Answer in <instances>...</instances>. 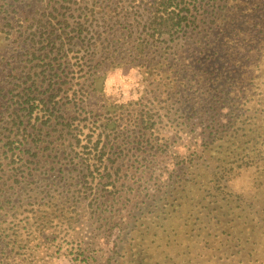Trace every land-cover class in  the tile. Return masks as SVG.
<instances>
[{"label": "trees", "instance_id": "obj_1", "mask_svg": "<svg viewBox=\"0 0 264 264\" xmlns=\"http://www.w3.org/2000/svg\"><path fill=\"white\" fill-rule=\"evenodd\" d=\"M62 1L79 6L74 24L70 19L58 21L57 25L52 21L45 23L43 19H35L38 26L31 36L39 37V49L49 47L57 55L71 50L65 49L67 43L74 44L75 39L80 41L82 47L74 55L78 65L76 72L80 76L72 74L70 80L74 81V86L82 85L79 89L82 93L88 94L90 88L97 90L95 82L103 81L104 71L131 65L144 80L156 76L157 82L166 85L165 91L158 87L160 95L165 94L166 98L155 97V101H172V108L176 106V112H183L189 120L204 112L196 95L198 87L205 85L202 82L205 81L208 86L212 84L211 75H219L220 79L233 74V89L227 99L212 102L207 109L212 110L216 105L213 110L218 116L212 121L214 126L207 133V138L196 140L201 149L186 158L178 154L174 156L181 159V168L177 170L180 164L177 159L171 162L173 167L167 170L168 175L164 179L170 183L137 217L138 223L132 228V232L136 233L130 244L126 242L120 257L122 264H262L264 256H247L249 259L245 260L247 254L259 253L250 248L251 244L247 245L248 233H239L241 238H245L244 243L235 237L232 228L241 214L256 217L258 223L264 214V83H259V80L264 82V68H259L260 63L264 64V43L262 45L260 39L258 46L251 47L257 60L248 67L247 57L240 58L248 48V39L244 36L247 31L242 26L238 40L234 41L232 32L235 29L233 31L231 27L237 17L246 13L248 5L262 0H104L100 8L95 6L96 0ZM244 5H247L246 11L241 10ZM71 7L68 5L64 9L70 10ZM258 14H263V11ZM105 16L108 18L105 19ZM202 17L207 20L208 27L203 28ZM258 27L262 28L261 34L264 33V24L259 22L251 25V30ZM115 41L117 47L112 49L111 44ZM209 52L213 54L207 60L218 52L225 56L221 58L222 67L215 68L204 79L202 75L206 71L202 67L207 64L199 57ZM231 57L234 61L239 58L238 63ZM54 60V69L61 70L62 63L57 57ZM244 84H247L245 89L242 88ZM60 89L62 85L49 97L40 89L34 95L31 87L17 92L12 101L20 105V109L14 112L17 117L10 124L17 128V141L20 140L21 126H24L25 135L30 128L34 132L41 131L49 123H54L61 138L66 132L73 135L71 141L77 144L86 141L84 148L88 149V153L82 150L84 163L77 174L79 187L70 184L68 193L76 201L88 200L95 190H110L108 184L116 185L115 181H111L113 174L107 167H102L109 147L106 144L100 148L103 138L109 139L115 133L123 138L146 137L144 130L159 129L161 115L157 119L156 114L138 100L126 105L105 106V115H114L111 119L90 109L91 106L86 108L83 101H76L73 111L70 108L75 115L65 118L66 108L59 112L55 101L60 96ZM77 92L74 91V98ZM0 97H5L4 89L0 90ZM240 97L242 103L237 101ZM1 100L0 107L6 108ZM25 117H28L26 122ZM60 118L64 120L61 122ZM130 121L132 124L129 127ZM200 122L201 119L194 123L195 126L200 128ZM38 124L43 128L37 129ZM59 126L61 129H57ZM86 128L89 133L84 132ZM74 130L77 133H72ZM28 136L36 141L41 132L27 135L24 140ZM110 144L113 148L112 140ZM239 178L246 181L241 189L242 195L233 191ZM52 199L55 202L48 209L52 210V214L56 213L55 217L75 207L68 202V197ZM90 204L93 207L94 201ZM39 211L44 212L45 209L39 208ZM39 218L42 219L40 223L27 222V226L42 231L49 218L45 212ZM66 219L72 222L74 216ZM103 226L108 238L118 225L111 219ZM23 230L26 231L22 223L18 224L8 246L13 249L22 247ZM109 240L113 246L117 245L116 241ZM220 248H225L223 254H220ZM16 254L11 253V257ZM112 255L116 256L111 253V258Z\"/></svg>", "mask_w": 264, "mask_h": 264}, {"label": "rangeland", "instance_id": "obj_2", "mask_svg": "<svg viewBox=\"0 0 264 264\" xmlns=\"http://www.w3.org/2000/svg\"><path fill=\"white\" fill-rule=\"evenodd\" d=\"M103 1L96 0L95 6L100 8ZM69 3L62 0H0V84L5 85L6 91L13 89L14 85H26L27 72L31 67L34 66L39 71L43 69L38 65V61L31 62V58H28L31 56L26 55L27 48L33 45L29 41L31 34L38 26L35 19H43L45 23L52 21V24L56 25L58 21L70 19L74 24V19L79 15L77 10L79 6ZM68 5L72 6L70 10L64 9ZM246 6H242L241 10L246 11ZM259 11H263V14H258ZM32 17L34 19H30ZM95 18L100 19L98 16ZM106 18L108 17L105 16ZM201 19L203 28L208 27L207 20L203 17ZM258 22L264 24V0L248 5L246 13L237 17L231 25L232 30L235 29L234 33L232 32L234 41L238 40L242 26L247 31L244 36L248 39V48L242 52L240 58L247 57L248 67L257 60L251 47L258 46L260 39L262 45L264 43V33L260 32L262 28L251 30V25ZM239 53L240 51L237 52ZM212 54L213 52H209L199 57L203 63L207 64L202 67L206 71L202 75L204 79L209 77V73L215 68L219 69L223 65L221 58L224 59L225 54L218 52L211 60H207V57ZM52 57L56 55L53 54ZM57 58L67 68V72L74 69L71 65L73 58H62L61 54L57 55ZM238 60L239 58L235 61L234 58L232 59L235 63H238ZM34 62L36 64L30 65ZM259 68L263 69L264 64L260 63ZM76 73L75 69L74 74ZM49 75V72L46 75L41 74L39 80L43 77L49 80ZM59 75H62V71ZM232 75L231 73L225 78L221 76L220 79L219 75H211L209 79L212 84L208 86L205 81L202 82L205 85L198 87L196 95L204 112L192 116L189 120H186L183 112H176V106L172 108V101L170 103L155 101V97L166 98V95H160L158 90V87L164 90L166 85L157 82L156 76H149L148 80H144L131 65L108 69L102 92L92 91L84 95L78 91L71 102L74 91L71 88L74 85L72 82L65 84L64 91L56 99L59 105L72 107L74 102L84 100L89 108L90 105L95 106L97 102H105L102 105L110 106L114 103L126 105L130 101L139 100L141 105H146V109H151L152 113L156 114L157 119H160L158 115H161L162 120L159 121L158 130H144L146 137L123 138L115 133L111 138L103 140L100 148L105 144L109 147L105 152L102 167H107L113 174L111 181H115L116 185L113 187L112 184H108L107 187L110 190L99 192L95 190L88 200L76 201L68 193L70 184L79 187L77 174L83 167L85 156L82 150L88 153L84 144L71 142L73 135H68L66 132L61 138L53 126H47L46 130H39L41 136L37 141L31 140L32 137L24 140L27 136L23 134L24 131L20 134V140L17 141L14 138L15 129L10 124L12 118L7 113L6 121L0 119V264H122L120 257L124 253L126 242L130 244V239L136 233L132 232V228L138 223L137 217L161 195V192L166 189L165 186L170 183L164 179L168 175L167 170L173 167L171 162L177 159L174 156L178 154L186 158L200 148L201 144H196V140L200 141L201 137L207 138V133L214 126L212 121L218 116L213 110L216 105L212 110L207 109L211 107L212 102L227 99L230 90L233 89ZM36 77L34 76V79ZM227 78H230L229 81ZM55 79L57 77L53 78L54 81ZM259 83L264 82L259 80ZM81 86L77 85L78 88ZM246 86L247 84H244L242 88L245 89ZM205 92L207 94H204ZM230 96L233 95L230 94ZM237 101L242 103V97ZM96 111L99 110L96 109ZM218 112L220 113V108ZM223 113L226 114V111ZM199 119H201L200 128L194 124ZM131 124L130 121L129 127ZM48 131L51 135L47 134ZM32 132L31 128L30 133ZM37 133L38 131L35 132ZM72 133L77 131L74 130ZM110 140H112L113 148H110ZM177 160L180 163L177 166L179 170L182 161ZM245 184V179L239 178L235 183L236 190L240 191ZM52 197H68V202L75 204V207L64 215L55 217L56 213L52 214V210L48 209L55 202ZM91 201H94L93 207H91ZM39 208L45 209L44 212L49 218L47 226L42 231L36 227L30 229L26 224L41 222L42 219L39 217L44 215V212H40ZM34 214L37 216L34 217ZM59 214L63 213L59 212ZM71 216H74L72 222L66 219ZM111 219L118 225L108 237L109 241L117 242L115 246L112 242H108L106 237L108 232L103 226L107 220L111 221ZM259 222L256 217L241 214L232 228L235 237L244 243L245 238H241L239 233H248L247 245L251 244L250 248L259 253L258 255L247 254L245 260L249 259L247 256L260 258L264 256L262 253L264 251V214L259 218ZM20 223L23 229H26V231L23 230L24 242L22 247L13 249L12 246H8V243L13 239V231ZM27 229L30 230L27 231ZM79 238L80 240H77ZM224 249L220 248V254L224 253ZM15 252L17 254L11 257V253ZM111 253H115L116 256L113 257V254L111 258Z\"/></svg>", "mask_w": 264, "mask_h": 264}, {"label": "flooded vegetation", "instance_id": "obj_3", "mask_svg": "<svg viewBox=\"0 0 264 264\" xmlns=\"http://www.w3.org/2000/svg\"><path fill=\"white\" fill-rule=\"evenodd\" d=\"M38 40H39V37L36 36L35 38H32V36H31V38H30L29 41L31 42V44L33 43V45L27 48L26 55L28 54V55L31 56V57H28V58H31V60H30L31 62L32 61H38L39 62L38 65L40 67H42L43 69H41V71H39L38 69H35L33 65L36 64V62L30 64L33 67H31L30 68V71L27 72L26 83H25L26 85H14V88L11 89L10 91H6L5 85L4 84H0L1 85L0 86V90L4 89V96H5L4 98L0 97V99H2L1 102L3 103V105H4V103L6 105V108H5V106L3 108L0 107V119H2L4 121H6V114L7 113L9 114L10 118H12V120L13 119H16L17 116H15L14 112L20 109V105L14 104V102L12 101V97L17 92L20 93V91H22L24 88L31 87V90L33 92H35L34 95H37V93H38V91L40 89L41 91H44L45 92V95L47 97H49L50 95H54L53 93H56L57 92V90L59 89L60 85H62V89H60V96H61V92L64 91V87L63 86H65V84H67L68 82H72V85H74V81H71L70 80V76L72 74H74L75 69L78 67V65H76V63H75L76 62V59H75V56L74 55H75V52H78L79 49L82 47V44L80 43V41L77 42L78 39H75L74 44L67 43L65 49H69L70 48L71 50L70 51L64 50V52H62V54H61V57L62 58L63 57H70V58H73L74 59V61L71 63V65H72V67H74V69H72L70 72H67V68L64 67L63 63L60 60H58V61L60 63H62V69L61 70H57L56 67L54 69V67L52 65H53V62L55 61L54 60L55 57H52L53 56V53L51 52V49L49 47L46 48V49H44V50L39 49L40 48V45H38ZM116 42L117 41H115L114 43L111 44L112 49H115L117 47V43ZM54 55H56V57H57L56 52L54 53ZM50 58H51V60L49 61ZM47 61H49V62H47ZM65 65H68V64H65ZM63 69L65 70L66 73L65 72H62V75L60 76L59 74L61 73V71ZM106 71H104L105 73H104L103 81L102 82L101 81H98V82L96 81L95 82V86L97 87V90L96 89L94 90V88L93 89L91 88V90L89 91V93L92 92V91H101L102 90V86L104 85V80H105V77H106ZM47 72H49V74H50L49 75L50 76V79L47 80V77H43L41 80H39V77L41 76V74H45L46 75ZM77 74H80V73H77ZM34 76H37L36 79H34ZM55 77H57V79H55V81H54L53 78H55ZM47 82H49L48 85H46ZM71 89H74V91L75 90H78L79 91L80 87L78 88L77 86H73ZM70 90H65V91L66 92H69ZM74 91L72 92V97L70 99V102L74 99ZM9 94H10V96H9ZM83 94L84 95H87L86 93H83ZM60 96H57V98L60 97ZM57 98H55V101H56ZM15 99H17V98H15ZM19 101H20V99H19ZM80 101H83V106H85L86 108H88V105L86 104V102L84 100H80ZM56 103H57V105H59L58 101H56ZM102 104H105V102H101V103L100 102H97V104H95V106L90 107V109H92V110H96L97 109V110H99L97 112L99 114H102L105 118L108 117V118L113 119L114 115L113 116H112V114H108V116L105 115V113H104V107L106 105L104 106ZM114 104H118V103H114ZM62 106H65V107H62ZM73 106H74V104H73ZM73 106L72 107H69L68 105L67 106L66 105H59V107H58L59 110L58 111L59 112H61V111L63 112L65 110V108H66V110H65L66 111L65 118H69L71 116H74V114H70L71 111H73ZM13 108H17V109L14 110ZM70 108H71V111H70ZM60 119L62 121L64 120L63 118H60ZM27 120H28V117H25V122ZM55 120H57V119H55ZM53 124H50V123L47 124L44 129H42L43 127H42L41 124H38L37 129L46 130L47 126H53ZM12 127L15 129V134H16L17 128L14 126V124L12 125ZM21 127L23 129L24 126H21ZM53 128H54V126H53ZM22 129H21V133L23 131ZM57 129H61V127H58ZM30 130H31V128L28 130L29 133L27 135H30V134L36 135L33 130H32L33 132L30 133ZM54 130H55V128H54ZM55 132L57 134H59V136H60V133H58L56 130H55ZM84 132L89 133L88 128H86ZM38 133H39V131H38ZM47 134L48 135H51V132L48 131ZM95 135H97V134H95ZM28 137H31V136H28ZM14 138H15V136H14ZM110 138H111V136H110ZM32 139H33V137H32ZM37 139H39V138H36V141H37ZM95 139H96V137L93 138V140H95ZM103 140H104V138H103ZM71 142H74V141H71ZM102 142H101V144H102ZM84 143H86V141H82V144H84ZM72 145H74V144H72ZM100 147H101V145H100Z\"/></svg>", "mask_w": 264, "mask_h": 264}, {"label": "clouds", "instance_id": "obj_4", "mask_svg": "<svg viewBox=\"0 0 264 264\" xmlns=\"http://www.w3.org/2000/svg\"><path fill=\"white\" fill-rule=\"evenodd\" d=\"M233 191H237V190L235 188H233ZM237 194H241L242 195L243 194V191L242 190L241 191H238Z\"/></svg>", "mask_w": 264, "mask_h": 264}]
</instances>
